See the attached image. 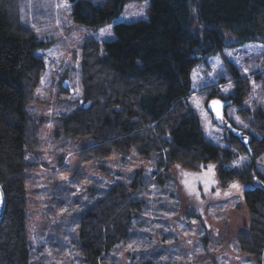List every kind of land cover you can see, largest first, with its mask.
<instances>
[{"label":"trees","instance_id":"1","mask_svg":"<svg viewBox=\"0 0 264 264\" xmlns=\"http://www.w3.org/2000/svg\"><path fill=\"white\" fill-rule=\"evenodd\" d=\"M69 1L73 22L97 29L116 19L128 0H105L100 6L89 0ZM148 1L147 21L117 22L112 27L114 39L102 45L95 40L83 44V103L57 119L58 132L68 143L89 142L78 149L82 161H103L113 152L126 158L131 150L157 155L158 172L151 177L157 188L168 185L164 171L174 165L191 171L207 163L215 165L217 188L240 186L248 210V230L237 237L239 251L264 264V172L255 166L264 155V114L255 112L250 124L258 137L237 136L229 128L228 144L251 161L238 170L231 167L232 149L204 138L187 103L195 65L225 47L264 42V0ZM19 18V0H0V186L4 195L0 264H47L44 259L34 260L27 210V189L33 184L30 155L40 142L43 126V118L33 114L29 105L45 64L35 55L40 46L35 34ZM232 79L231 99L240 106L249 85L236 71ZM61 147L70 148L64 142ZM95 186L89 205L73 214L74 249L64 246V250L71 255L75 251L80 264H126L117 255L124 250L129 251L127 264H164L162 256L148 257L149 250L131 239L137 229L141 234L149 231L148 241L153 235L149 225L137 222L152 201L154 206L157 203L151 191L144 196V175L136 172L108 188L101 182ZM128 243L130 247L125 246Z\"/></svg>","mask_w":264,"mask_h":264},{"label":"rangeland","instance_id":"2","mask_svg":"<svg viewBox=\"0 0 264 264\" xmlns=\"http://www.w3.org/2000/svg\"><path fill=\"white\" fill-rule=\"evenodd\" d=\"M89 1L100 6L105 0ZM148 8V0H128L116 19L94 29L73 22L69 0H19L20 23L35 34L40 43L35 55L45 64L29 105L33 114L43 118L40 142L30 155L33 165L28 171L33 181L27 189V210L34 260L44 259L47 264H80L75 251L71 255L64 250V246L74 249L71 235L75 229L70 225L73 214H80L89 205L90 192L98 182L108 188L141 172L147 186L144 196L151 191V198L157 203L154 206L152 201L151 208L137 222L141 226L149 225L153 235L148 241L149 231L141 234L137 229L131 239L149 250L148 257L162 256L164 264H256L239 251L237 243V237L248 230L249 223L242 189L240 186L217 188L215 165L207 163L192 171L174 165L164 171L169 177V186L157 188L151 179L158 172L157 155L144 156L131 150L126 158L113 152L103 161H82L77 156L78 149L89 142L68 143L58 132L57 119L82 105L79 100L83 101L80 84L83 44L95 40L102 45L114 39L112 27L117 22L147 21ZM235 71L249 85V93L240 106L231 99ZM190 79L187 103L200 122L204 138L221 148L232 149L227 141L230 129L240 131L243 136L258 137L250 124L255 112L264 114V42L225 47L195 65ZM65 80L68 86L63 89ZM211 99L225 104L220 118L208 109ZM63 142L65 146H72L63 150ZM232 151V168L239 170L251 164L247 155ZM255 166L264 172V155L255 161ZM54 186L60 187L59 194ZM132 240L131 243H136ZM131 243L125 246L130 247ZM117 255L123 263L129 262L128 250Z\"/></svg>","mask_w":264,"mask_h":264},{"label":"water","instance_id":"3","mask_svg":"<svg viewBox=\"0 0 264 264\" xmlns=\"http://www.w3.org/2000/svg\"><path fill=\"white\" fill-rule=\"evenodd\" d=\"M62 88H66V86H68V81L65 80L63 83H62ZM69 92L72 94L74 93L73 90H69ZM212 101H218L219 103L215 106L212 105ZM83 101L82 100H79V104H82ZM88 103L84 105V108L86 109L88 107ZM223 107H224V103L219 100V99H212L210 100V102L208 103V109L209 111L216 117V118H220L221 115H222V110H223ZM217 112H219V116H217ZM232 133H235L237 136H239L241 134L240 131L238 130H231ZM3 211H4V195H3V191L1 189V186H0V221H1V218H2V215H3Z\"/></svg>","mask_w":264,"mask_h":264},{"label":"snow or ice","instance_id":"4","mask_svg":"<svg viewBox=\"0 0 264 264\" xmlns=\"http://www.w3.org/2000/svg\"><path fill=\"white\" fill-rule=\"evenodd\" d=\"M102 32L104 31V30H101ZM219 102L218 101H212V105L213 106H215V105H217ZM217 116H219V112H217ZM211 168H212V166H209V171H211ZM232 187H238L237 185H232Z\"/></svg>","mask_w":264,"mask_h":264}]
</instances>
